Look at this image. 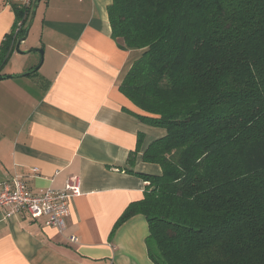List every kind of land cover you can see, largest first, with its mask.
Listing matches in <instances>:
<instances>
[{
  "label": "trees",
  "instance_id": "16d2710c",
  "mask_svg": "<svg viewBox=\"0 0 264 264\" xmlns=\"http://www.w3.org/2000/svg\"><path fill=\"white\" fill-rule=\"evenodd\" d=\"M107 11L119 48L143 50L120 91L146 115L128 113L167 131L144 153L162 175L136 174L149 184L116 227L143 215L154 264H264V0H113ZM31 14L1 47L0 77Z\"/></svg>",
  "mask_w": 264,
  "mask_h": 264
},
{
  "label": "crops",
  "instance_id": "0c3cea01",
  "mask_svg": "<svg viewBox=\"0 0 264 264\" xmlns=\"http://www.w3.org/2000/svg\"><path fill=\"white\" fill-rule=\"evenodd\" d=\"M112 1L41 0L21 50H44V62L32 80L0 82V183L19 175L39 192L82 180L63 233L46 218L0 216V264H154L146 218L116 225L144 197L149 183L136 174L162 175L144 153L167 131L128 113L146 115L120 91L143 50H122L112 39ZM18 13L0 0V50ZM40 58L14 53L2 74H21Z\"/></svg>",
  "mask_w": 264,
  "mask_h": 264
},
{
  "label": "built area",
  "instance_id": "2783aa9c",
  "mask_svg": "<svg viewBox=\"0 0 264 264\" xmlns=\"http://www.w3.org/2000/svg\"><path fill=\"white\" fill-rule=\"evenodd\" d=\"M17 8L20 19L14 35L16 36L30 17L36 0H6ZM37 173V169L33 170ZM82 195V180L71 176L65 182L63 190L52 189L31 191L21 176L16 175L0 183V216L4 219L17 214H27L31 219L46 218V225L55 228L59 233L66 229V219L70 215V203L73 198ZM76 241V238H71Z\"/></svg>",
  "mask_w": 264,
  "mask_h": 264
},
{
  "label": "water",
  "instance_id": "95a60500",
  "mask_svg": "<svg viewBox=\"0 0 264 264\" xmlns=\"http://www.w3.org/2000/svg\"><path fill=\"white\" fill-rule=\"evenodd\" d=\"M41 0H36L34 6H33V9H32V14H31V18H30V21L27 25V28H26V33L25 35L18 41L17 43V46H16V53L18 54H22V55H27V54H30L32 52H38L42 55V62L34 69L30 70V72L26 73V74H23V75H6V76H1L0 77V81H3V80H7V79H16V78H21V77H28L36 72L39 71V69L41 68L43 62H44V51L42 49H38V50H30V51H23L21 50V45L26 42V40L28 39V36L30 34V31L32 29V26H33V23H34V20L36 18V14H37V11H38V5L40 3Z\"/></svg>",
  "mask_w": 264,
  "mask_h": 264
},
{
  "label": "rangeland",
  "instance_id": "374dc122",
  "mask_svg": "<svg viewBox=\"0 0 264 264\" xmlns=\"http://www.w3.org/2000/svg\"><path fill=\"white\" fill-rule=\"evenodd\" d=\"M44 51V50H43ZM33 53H38V52H32V53H30V54H33ZM40 54V53H39ZM40 56H41V60H40V62H39V64L42 62V55L40 54ZM38 64V65H39ZM37 65V66H38ZM37 66H35L34 68H36ZM34 68H32V69H34ZM32 69H29V70H27V71H25V72H23V73H21V74H14V75H23V74H26V73H28V72H30V70H32ZM13 75V74H12ZM35 76L36 75H30V76H28V77H21V78H16V79H7V80H3V81H11V80H14V81H19V80H32L33 78H35ZM3 81H0V82H3Z\"/></svg>",
  "mask_w": 264,
  "mask_h": 264
}]
</instances>
